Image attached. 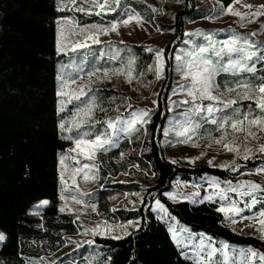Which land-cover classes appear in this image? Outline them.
Returning a JSON list of instances; mask_svg holds the SVG:
<instances>
[{
    "label": "snow or ice",
    "instance_id": "snow-or-ice-1",
    "mask_svg": "<svg viewBox=\"0 0 264 264\" xmlns=\"http://www.w3.org/2000/svg\"><path fill=\"white\" fill-rule=\"evenodd\" d=\"M236 4H241V0H230L227 5L223 0H217V7L203 18L216 20L230 14L237 18L235 23L243 27L264 17V4H242L246 11L235 8ZM147 8L153 14L163 12V9L154 5H147ZM55 11L65 13L55 18V54L68 59L67 63L57 66V129L60 139L71 144V147L57 152V173L60 180L58 199L61 202L57 211L73 215V222H76L81 220L80 214H86L88 209L91 213L100 215L98 203L92 199L95 190H82L78 178L84 183L109 179L111 173L101 176L100 165L103 161L100 156L109 154L112 149H118L121 141L131 144L134 139L140 140L141 133L147 136L148 125L151 124L158 107V93H153L157 99L151 101V108L136 107L130 102L131 97H103L100 90L93 85L110 82L113 77H123L124 82L130 86L135 82L134 91L149 88L153 81L146 79L147 74H153L156 81L165 79L167 63L173 57H166V49L163 47L140 46L144 52L153 54L152 63L147 64L145 71L143 66L137 65L139 57L130 46L122 40L119 42L122 46H117L111 40L113 33L119 35L121 25L126 27L135 22L137 26H142L143 23L154 22V15L153 21H145L144 15L133 9L127 0H55ZM68 12H79L85 16L95 14L98 17L118 14L105 23H82L74 15H68ZM217 12L219 15H216ZM259 24L260 29L264 30V20H259ZM155 27L158 32L164 31L158 25ZM168 30L175 31L174 28ZM219 33L224 34L222 38ZM254 35L256 32H237L231 25L217 31L197 28L184 33L186 39L182 43L186 47L176 50L175 65L170 69L180 77V82L174 83L166 110L173 112L175 107H183L185 110L179 114L174 113L169 118L168 124L163 128L167 139L162 143H180L198 148L200 145L197 141L201 139L203 132L209 141L205 147L214 143L232 154V159L220 163L215 162L214 156L210 157L207 164L230 173H236L240 169L239 160L248 161L255 159L257 154L264 155V142H261L264 141V77L256 76L257 64H264V41L252 40ZM102 36L109 39L103 40ZM176 42L172 41L174 44ZM138 67L140 70L137 75ZM221 74L229 77L223 88L217 82ZM172 95L180 98L172 100ZM104 99L108 100L110 107L115 105L117 115L100 121L95 118V112L106 111L101 106ZM118 99L125 105L124 112L119 111L120 105L116 103ZM240 101H252L255 107L250 103L244 109ZM69 104L72 105L70 109ZM206 123L213 126L211 131L203 128ZM229 130L233 134L232 141L227 139ZM213 132H218L219 135L215 136ZM238 136L239 143L236 142ZM250 140L257 142L255 147L249 145ZM126 155L125 152H120L119 160H124ZM204 156L205 152L201 151L198 155L184 159L194 165L195 161ZM171 163L176 164L178 161L173 159ZM130 167L139 169L138 164H130ZM255 172L264 175V164L257 167ZM152 175L155 176V172ZM188 186L187 181H176L172 189L165 190L161 197L159 193L146 192L141 185L142 192L149 197V201L145 203L142 193L136 192L133 195L137 200L127 201L132 208L128 209L127 204L124 207L126 210L135 211L138 204L141 208L155 213L157 220L168 225L167 231L174 244L181 249L180 255L191 260L193 264H253V259L257 256L253 248H241L230 253L226 241L221 240L217 246V242L204 233H200L197 238V234L189 227L180 224L166 201H188L193 205L206 202L216 204L215 211L222 214V223L234 226L238 221L249 220L252 223L246 227L256 226L260 240L264 241V183L252 180H222L215 175H203L198 183L190 185L192 191H184ZM99 187L103 189L104 184ZM127 195L126 193L125 196ZM162 198H166L165 202H162ZM110 199L115 200L116 197ZM50 203L47 199H41L36 207ZM246 210L251 214L245 215ZM109 211L115 213L117 208L113 206ZM141 222L139 217L119 223H109L104 219L91 227H85L82 223L78 227L82 228L80 234L86 237L99 236L120 240L130 234V228L139 229ZM232 230L235 231V228ZM4 240V234L0 233V242ZM66 242L75 243L70 238ZM83 243L93 245L95 240L85 239ZM80 247L82 245L77 243L76 248ZM110 259H93L91 264H110ZM25 264L29 262L26 261ZM31 264L37 262L33 261ZM40 264H43L42 260ZM49 264H57V261ZM258 264H264V254L259 256Z\"/></svg>",
    "mask_w": 264,
    "mask_h": 264
},
{
    "label": "trees",
    "instance_id": "trees-1",
    "mask_svg": "<svg viewBox=\"0 0 264 264\" xmlns=\"http://www.w3.org/2000/svg\"><path fill=\"white\" fill-rule=\"evenodd\" d=\"M180 1L184 9L174 14L171 12L172 22L165 27L174 28L177 37H181L186 21L193 22L210 14L209 11L194 9L191 0ZM229 2L223 0L225 5ZM58 15L55 0H0V232L5 236L0 246V264H25L30 259H46L48 262L44 264H49L51 260L65 264L70 256L64 254V251H68L71 244L66 242V237L77 233L74 216L57 211L61 203L58 199L60 180L57 152L71 146L60 139L57 129V66L68 62L66 56L57 57L55 54V18ZM177 37L172 41H176ZM114 42L122 46L118 41ZM125 44L136 52L139 57L137 65L143 66L146 71L147 64L152 63L153 54L144 52L140 47L142 45ZM174 45H167L166 57H172ZM171 68L172 59L166 66L165 79L158 93L157 111L148 125L149 134L145 136L141 133L140 140L134 139L131 144L121 141L118 149L101 155V176L111 173V177L91 183L95 186L92 187L95 190L92 199L98 203L100 215L90 212V219H107L112 223L138 217L142 220L139 229L131 231L120 240L93 238L95 245L107 250L106 257L111 258L110 264H193L182 258L167 227L156 219L154 213L139 205L135 211L125 209L128 196L133 193L141 192L144 202L149 201L141 185L146 192L159 193L162 197L165 190H171L178 176L189 178L215 175L222 180L237 181L240 178L247 179L249 174L264 164V155L257 154L255 159L239 160L240 169L230 173L205 164L178 166L165 158L160 140L166 124V105L173 77ZM139 70L138 67L137 75ZM222 76L217 81L221 88L225 83L219 80ZM146 79L153 83L149 88H140L139 91L133 90L135 82L130 86L124 82L123 77H113L110 82L97 83L93 87L98 88L103 97H131L130 102L133 104L147 96L156 84L153 74L148 73ZM116 103L120 105L119 111L124 112L125 105L119 99ZM250 103L254 108V102L240 101L244 109ZM101 106L106 111L97 110V120L117 115L115 105L110 107L107 99L103 100ZM71 107L69 104L68 108ZM212 127L210 124L203 125L209 131ZM213 135L218 136L219 133L213 132ZM201 138L208 140L203 132ZM250 143L255 147L257 142L250 140ZM120 152L127 154L124 160H119ZM130 164H138L139 169L130 167ZM124 172L130 174L123 175ZM255 181L262 183L257 178ZM100 184H104L103 189L99 187ZM113 196L115 200L110 199ZM41 199L51 203L39 214L30 213L32 205ZM165 199L162 198V202ZM166 203L180 224L189 227L194 233H204L230 245L251 247L264 254V241L233 232L221 222L223 216L215 211L216 204L206 202L193 205L184 201ZM113 206L117 208L115 213L109 211Z\"/></svg>",
    "mask_w": 264,
    "mask_h": 264
},
{
    "label": "rangeland",
    "instance_id": "rangeland-1",
    "mask_svg": "<svg viewBox=\"0 0 264 264\" xmlns=\"http://www.w3.org/2000/svg\"><path fill=\"white\" fill-rule=\"evenodd\" d=\"M127 3L129 5H131V7L133 9H135L137 12L141 13L142 15H144V19L145 21H153V15H154V22H146L143 23L142 26H137L135 24V22H131L128 26H123L121 25L119 28V35L113 33L111 35V40L112 41H118L120 42L121 40L124 41L125 43H133V44H138V45H144V46H152V47H156V48H166L167 45L171 44L173 45L172 39L176 38L177 36L175 35V32L173 31H169L168 29H166L165 27L168 24H171L172 22V15H170V13L172 12V14L183 10L184 9V5L183 3L177 2V0H175L174 2H172L171 0H146V2H141V0H127ZM252 4L253 6L256 5H260V4H264V0H241V4H236L234 5L235 8L242 10V11H246V9L242 8V4ZM147 5H154L157 8L163 9V12H157L155 14H153L151 12L150 9L147 8ZM191 5L194 9H201V10H205V11H209L210 14L212 13L213 9L215 7H217V1L216 0H191ZM65 13H59V15H63ZM68 15H74L76 18H78V20L82 23H91V22H100V23H105L107 22V20L114 18L118 13H111L109 15H105L103 17H98L95 14L91 15V16H85L83 13H79V12H68ZM216 15H219V13L217 12ZM208 16V15H207ZM237 18L229 15H224V16H220L218 19L216 20H209V19H199L193 22H188L186 21L184 24V28L182 33L180 34L181 37H179V40L176 39V43L174 45V49L172 50V64L173 66L175 65V60H174V56L177 54L176 50L186 47V45H184L182 42L186 39V37L184 36L185 32H189V31H194L197 28H201L207 31H217L219 29H226L229 25H231V27L233 29H235L237 32H242V33H248V32H256V35L252 36L251 39L254 41H264V30L260 29V24H259V20H264V17H260L258 18V20L256 22H251L248 23L246 26L241 27L240 25H238L237 23H235V20ZM164 25V27L161 26ZM155 25H158L161 28H165L163 32H158L156 30ZM220 37H223V33H219ZM101 39L103 40H108L109 37H104L102 36ZM199 39V38H197ZM260 66V67H259ZM70 71V69L68 70ZM259 75V77H264V64L262 63H258L257 64V73ZM224 75V74H221ZM257 76V75H256ZM223 78L219 79L221 82H225L226 79H228V77H226L225 75L222 76ZM164 80V79H163ZM163 80L160 81H156V84L152 87L150 93L145 96L144 98L137 100L133 103L134 106L136 107H152L151 101L153 99H157V96L153 95V93H159L160 89H161V85ZM218 81V79H217ZM175 82H180V77L178 75L175 74V72H173V77L171 80V90L174 87V83ZM171 90H170V94L171 95ZM180 97L172 95L171 99L172 100H177ZM225 98L227 99V97L225 96ZM168 100H167V104H168ZM185 109L183 107H175L173 109V112H168L167 111V117H166V124H168L169 122V118L173 116V114H179L181 112H183ZM108 116H104L102 119H100V121H103L107 118ZM207 124V123H206ZM165 139H167L164 135V132L162 130V138L160 140V146H161V150L163 155L165 156V158L171 162V160L175 159L178 161V163H176L175 165L178 166H186V167H194L197 165H201V164H207V159L210 157H215V162L216 163H220L222 161L225 160H230L232 159V154L231 153H227L226 151H224L222 148H220L219 146L215 145L214 143L211 144L209 147H205L206 144L209 143V141H205L204 138H201L197 141V143L200 145V147L198 148H194L191 147L190 145H186V144H180V143H169V144H164L162 143L163 141H165ZM228 141H232L233 139V134L231 133V130H229V134L227 137ZM237 143L240 142V138L238 136ZM250 141H249V145H250ZM251 146V145H250ZM71 147V146H70ZM254 147V146H252ZM201 151L205 152V156L202 157L201 159L195 161V164H190L186 159H184L185 157L188 156H195L198 155ZM70 163H73L70 161ZM210 166V165H208ZM212 167V166H211ZM203 176V175H202ZM249 177L247 179H243L240 178L239 180H252L254 182L255 178L259 179L260 181H262V183H264V175L256 173L255 171L252 174L248 175ZM201 177V176H200ZM200 177H193L190 176L189 178H184V177H180L178 176L172 183V187L173 184L176 181H180V182H184L187 181L189 186L184 188V191H192L191 188V184L192 183H198L200 180ZM78 182L79 185L81 187L82 190L84 191H91L95 186L92 185L91 183H84L83 181H79L78 178ZM258 183V182H257ZM71 187V184L69 185ZM93 187V188H92ZM172 189V188H171ZM132 200L135 201L137 200V197L133 194H131L130 196H128V200ZM127 200V201H128ZM172 202V201H170ZM178 202H183V201H177V202H172V203H178ZM184 202H188V201H184ZM190 203V202H188ZM38 204V202L34 203L30 209V213L32 214H39V212L46 206H41L39 208L36 207V205ZM128 208H132V205L129 203H126ZM192 204V203H190ZM138 205V204H137ZM73 207H78L73 205ZM257 211L258 206H257ZM91 210L88 209L87 213H81V220L76 221V226H77V233L71 236L66 237L67 239L70 238L72 241H74L75 243H71L69 246L68 251H64V254L68 253L70 257H67V261L65 262V264H91V261L93 259H107V250H103L102 248L98 247L97 245H95V243L93 245H87L84 244V240L85 239H93L94 237L91 236H84L82 234H80L82 232V228L78 227V225H80L81 223L83 224V226L85 227H91L93 224H95L96 222L103 220V219H98V220H92L89 217ZM155 214V213H154ZM245 215H250L251 213H249L247 210L244 213ZM156 216V215H155ZM112 223V222H109ZM117 223V222H116ZM252 222L249 220H243V221H238V223L236 225H229L226 224L231 230L232 228H235V233L240 234V235H244V236H251V237H255V238H259V232L256 230V226H251V227H246V225L251 224ZM164 224V223H163ZM166 227H168V225L164 224ZM135 229H129V232L133 231ZM1 233V232H0ZM197 234V238L199 236L200 233H196ZM99 237V236H97ZM107 238V237H104ZM215 240V239H214ZM217 242V246L219 245V242L221 240H215ZM4 241L0 242V246L2 245ZM79 243L82 245V247L80 248H76V244ZM174 243V242H173ZM229 245V249L228 251L230 253L233 252V250H239L241 248L247 249L249 247H244V246H235V245ZM178 249L179 252H181V249L175 245ZM255 250V249H254ZM257 252V256L254 257L253 259V264H258L259 262V256L263 253L255 250ZM73 257V258H72ZM183 259H186L184 256H182ZM231 259V257H230ZM42 259L40 260H34L37 262V264H40ZM51 260V259H49ZM43 264L47 263L48 261L45 259L42 260ZM52 261V260H51ZM71 261V262H70ZM191 261V260H188ZM29 263L33 262L32 259L28 260ZM192 262V261H191Z\"/></svg>",
    "mask_w": 264,
    "mask_h": 264
}]
</instances>
